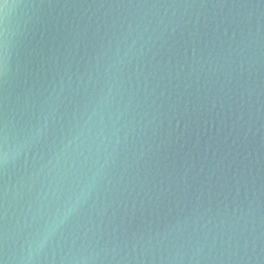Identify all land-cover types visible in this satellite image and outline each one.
Wrapping results in <instances>:
<instances>
[{
	"label": "water",
	"instance_id": "95a60500",
	"mask_svg": "<svg viewBox=\"0 0 264 264\" xmlns=\"http://www.w3.org/2000/svg\"><path fill=\"white\" fill-rule=\"evenodd\" d=\"M0 264H264V0H0Z\"/></svg>",
	"mask_w": 264,
	"mask_h": 264
}]
</instances>
